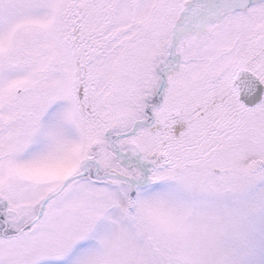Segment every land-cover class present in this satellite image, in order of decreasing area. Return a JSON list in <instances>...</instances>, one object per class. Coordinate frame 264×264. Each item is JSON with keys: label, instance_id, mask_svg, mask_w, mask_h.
I'll return each mask as SVG.
<instances>
[{"label": "snow or ice", "instance_id": "6c2138e0", "mask_svg": "<svg viewBox=\"0 0 264 264\" xmlns=\"http://www.w3.org/2000/svg\"><path fill=\"white\" fill-rule=\"evenodd\" d=\"M0 264H264V0H0Z\"/></svg>", "mask_w": 264, "mask_h": 264}]
</instances>
